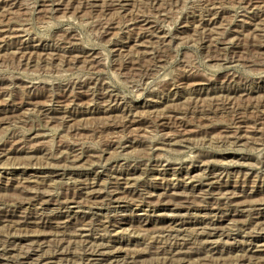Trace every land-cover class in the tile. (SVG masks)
<instances>
[{
	"label": "rangeland",
	"instance_id": "obj_1",
	"mask_svg": "<svg viewBox=\"0 0 264 264\" xmlns=\"http://www.w3.org/2000/svg\"><path fill=\"white\" fill-rule=\"evenodd\" d=\"M263 29L264 0H0V264H264Z\"/></svg>",
	"mask_w": 264,
	"mask_h": 264
},
{
	"label": "bare ground",
	"instance_id": "obj_2",
	"mask_svg": "<svg viewBox=\"0 0 264 264\" xmlns=\"http://www.w3.org/2000/svg\"><path fill=\"white\" fill-rule=\"evenodd\" d=\"M121 1V0H120ZM113 4V3H112ZM121 6V5H120ZM202 14V13H201ZM248 15V14H247ZM263 19V18H262ZM262 21V20H261ZM145 22H146V20H145ZM148 22V21H147ZM146 22V23H147ZM215 25V24H214ZM254 27V26H253ZM264 30V29H263ZM4 33V32H3ZM256 34V33H255ZM264 36V35H263ZM260 39V38H259ZM20 43V42H19ZM2 44V43H1ZM210 103V102H209ZM192 115V114H191ZM161 116V115H160ZM166 118V117H165ZM184 118V117H183ZM156 120V119H155ZM102 127V126H101ZM99 130V129H98ZM65 131V130H64ZM252 133V132H251ZM200 137V136H199ZM12 138V137H11ZM129 139V138H128ZM172 140V139H171ZM123 145V144H122ZM131 145V144H130ZM185 145V144H184ZM62 146V145H61ZM123 148H125V147H129V146H122ZM6 173V172H5ZM176 177V176H175ZM181 177V176H180ZM87 186V185H86ZM177 192V191H176ZM148 195V194H147ZM148 196H153L151 193L148 195ZM234 198V197H233ZM237 198V197H236ZM7 199V198H6ZM4 201V200H3ZM219 203V202H218ZM70 204V203H69ZM6 214V213H5ZM260 214V213H259ZM28 216V215H27ZM32 218V217H31ZM27 220H29V218L27 219ZM34 220V219H33ZM37 220V219H36ZM85 222H87V220L86 221H82V227H80L77 231H79V232H84V231H87V228H86V224H85ZM20 223V222H19ZM122 223V222H121ZM36 224V223H35ZM34 224V225H35ZM140 224V223H139ZM31 225V224H30ZM33 225V224H32ZM80 225V226H81ZM26 227H27V225H26ZM20 228V227H19ZM25 228V227H24ZM163 228H165V227H163ZM163 228H161V229H163ZM26 229V228H25ZM171 229H172V227H168V228H166V231H171ZM165 230V229H164ZM213 230V232L212 233H208L209 235H207V237H213L214 235H216L217 234V232H216V228H214V229H212ZM85 233V232H84ZM83 234V233H82ZM186 234V233H185ZM203 234H205L204 232H203ZM28 235V234H27ZM79 235H80V233H79ZM84 236H86L85 234H83ZM82 235V236H83ZM206 235V234H205ZM182 236V235H181ZM87 237V236H86ZM60 239V238H59ZM89 239V238H88ZM211 240V239H210ZM213 242V241H212ZM211 242V243H212ZM89 243H91V242H89ZM94 246L96 245V244H93ZM99 246V245H98ZM87 247V246H86ZM76 248V247H75ZM102 248V247H101ZM13 249V248H12ZM11 248H10V250H9V252L12 250ZM93 249V248H92ZM84 250V249H83ZM121 249H118L117 251H115L116 253H119V252H121L120 251ZM56 252V251H55ZM88 252V251H87ZM91 252V251H90ZM90 252H88L90 255H91V257H93V256H97L98 254H99V252H100V246L99 247H97L96 246V248L94 249V250H92V252L90 253ZM115 252H112L113 254L115 253ZM100 253H102V252H100ZM115 253V254H116ZM156 253V252H155ZM58 254H59V252H58ZM55 255H57V254H55ZM99 256V255H98ZM117 256V255H116ZM169 257H171V256H169ZM49 258H52V257H46V258H44V260L46 261V260H49ZM115 258H119V256L118 257H115ZM187 258V257H186ZM44 260H42L41 262H43ZM92 261H95L94 259H91ZM187 260H188V258H187ZM241 260V259H240ZM113 262H112V264H128V262L126 261V259L125 260H118V259H113L112 260ZM180 261H182V259L180 260ZM236 261V260H235ZM239 261V260H238ZM134 262V261H133ZM237 262V261H236ZM47 264V263H46Z\"/></svg>",
	"mask_w": 264,
	"mask_h": 264
}]
</instances>
